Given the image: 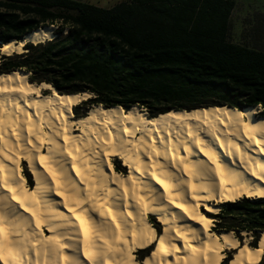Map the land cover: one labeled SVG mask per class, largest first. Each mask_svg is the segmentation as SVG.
<instances>
[{"label": "bare ground", "instance_id": "6f19581e", "mask_svg": "<svg viewBox=\"0 0 264 264\" xmlns=\"http://www.w3.org/2000/svg\"><path fill=\"white\" fill-rule=\"evenodd\" d=\"M53 31L40 27L26 40L44 43ZM26 40L1 53L23 52ZM91 96L60 94L23 71L0 74V225L9 264H138L140 253L141 264H221L232 250L228 264L262 261L264 232L252 248L230 232L215 236L209 216L218 204L264 197L258 107L149 116L136 106L94 105L74 117ZM116 158L125 172L114 169Z\"/></svg>", "mask_w": 264, "mask_h": 264}, {"label": "trees", "instance_id": "16d2710c", "mask_svg": "<svg viewBox=\"0 0 264 264\" xmlns=\"http://www.w3.org/2000/svg\"><path fill=\"white\" fill-rule=\"evenodd\" d=\"M234 9L235 0H124L111 8L75 0H0L2 43L58 27L52 40L0 54V74L23 71L30 82L60 94H92L81 104L136 106L149 116L226 106L258 107L264 118V14L251 20L245 42H236ZM73 114L85 115L78 105ZM114 169L123 168L117 162ZM209 216L212 232H230L239 244L244 232L255 248L264 232V197L224 202Z\"/></svg>", "mask_w": 264, "mask_h": 264}, {"label": "rangeland", "instance_id": "374dc122", "mask_svg": "<svg viewBox=\"0 0 264 264\" xmlns=\"http://www.w3.org/2000/svg\"><path fill=\"white\" fill-rule=\"evenodd\" d=\"M75 1H80L83 3H88L94 6L102 7V8H111L117 3L124 1V0H75ZM258 13H263L264 14V0H235V9L232 13L231 16V23H232V30H231V37L233 41L236 42H245V39L242 36H249L250 32V25H251V20H255V15ZM264 16V15H263ZM65 34V32H64ZM28 74V73H27ZM29 76V74H28ZM44 94H48L47 91H43ZM92 107L90 104H81V102L78 104V113L80 115H84L87 113V111ZM147 113V112H146ZM75 117V116H74ZM77 133V132H76ZM117 162H119L121 168V172L127 170L122 165V162L118 160L117 158L112 161L113 165H116ZM21 170H22V175L25 177L26 182L28 186H33L34 181H33V176L30 173L27 163H23L21 165ZM222 204V203H221ZM218 209L220 204L217 205ZM203 211V208H202ZM212 215V214H209ZM153 221L155 222V227L157 232L162 231L161 225L156 221L155 217L150 216ZM212 228V226H211ZM210 228V229H211ZM214 233V232H213ZM47 234V233H46ZM215 236H218L216 233H214ZM242 235V240L240 243L246 242L247 244H250L252 242V236L247 235L246 233L241 234ZM152 248H149L147 250V253H149ZM233 250L232 251H225V258L223 259L221 264H228V258H232L233 255ZM145 253H140L138 256H136V260L138 264H141L142 258L145 256ZM259 264H264V257L262 261Z\"/></svg>", "mask_w": 264, "mask_h": 264}, {"label": "snow or ice", "instance_id": "6c2138e0", "mask_svg": "<svg viewBox=\"0 0 264 264\" xmlns=\"http://www.w3.org/2000/svg\"><path fill=\"white\" fill-rule=\"evenodd\" d=\"M219 168V165L217 166ZM223 183V181H221ZM157 183H160V181L158 180ZM57 195H61V193H57ZM13 199H15V197H13ZM177 207H180V205H177ZM71 210V209H70ZM77 219H80V223H81V229L84 232L85 238H87L88 236V229L85 226V221L83 219H81L80 217H77ZM40 225V221L37 220V226L39 227ZM9 241V236H8V232L7 229L4 228L2 225H0V264H9V258L11 256V251L10 249H6L5 245L8 243ZM8 252V255H5V252ZM85 256H88V253H85Z\"/></svg>", "mask_w": 264, "mask_h": 264}, {"label": "water", "instance_id": "95a60500", "mask_svg": "<svg viewBox=\"0 0 264 264\" xmlns=\"http://www.w3.org/2000/svg\"><path fill=\"white\" fill-rule=\"evenodd\" d=\"M51 27H54V26H51ZM58 27H54V31L53 32H55V30L57 29ZM38 29H40V28H38ZM38 29H36V30H38ZM36 30H33V31H31V32H29V33H27V34H25L24 36H23V38L21 39V40H19V41H15V40H11V41H8V42H6V43H2V42H0V46L2 47V45H4V44H8V43H10V42H14V43H16L17 45L20 43V42H24L25 40H26V37L27 36H29L30 34H32L34 31H36ZM54 36L56 37V35L54 34ZM54 37V38H55ZM27 43H32L31 41H29V40H26V42H25V44H24V46H23V50H24V47H25V45L27 44ZM33 44V43H32ZM1 47H0V53H1ZM22 53V52H21ZM2 54V53H1ZM90 98V97H89ZM84 101H86V100H84ZM245 108H252V107H245ZM245 108H242V109H245ZM241 109V110H242ZM140 110H143V109H140ZM258 112H260V109L258 108V110H257ZM256 117H258L257 115H256Z\"/></svg>", "mask_w": 264, "mask_h": 264}]
</instances>
